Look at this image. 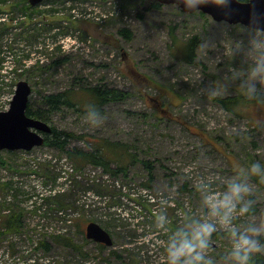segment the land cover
<instances>
[{"label": "rangeland", "instance_id": "374dc122", "mask_svg": "<svg viewBox=\"0 0 264 264\" xmlns=\"http://www.w3.org/2000/svg\"><path fill=\"white\" fill-rule=\"evenodd\" d=\"M6 1L0 6L4 11L2 22L17 28L8 37L19 42L16 34L23 36L20 42L26 44V58L31 62L16 64L20 70L8 69L0 75V112L10 108L16 88L13 84L27 81L32 88L30 104L34 110L45 112L49 120L44 122L74 135L68 151L90 150L86 139L92 137L129 146L130 154L153 164L155 178L153 189L145 191L140 185L146 177L141 165L129 168V179H116L102 177L103 169L92 165L77 169L58 147L43 146L24 151L21 156L2 151L1 155L14 166H0V183L6 185L3 193L24 213L25 226L19 234L0 235V264H124L131 259L113 257L105 261L104 256L130 247H134L132 259L138 255L141 264H164L161 257L166 236L152 222L138 232L142 236L125 232L114 237L111 214L123 212L125 219L119 225H127L147 212L136 202L125 197L112 199L110 195L102 198L95 191L91 201L82 184H75V188L70 183L64 187L62 184L68 178L93 186V180L102 178L122 194L149 195L158 203L161 194L170 195V207L179 208L173 213L178 220L180 212L198 203L196 178L212 175L219 181L256 159L264 160V103L250 100L241 105L236 115L227 111L221 101L240 93L239 81L233 80L215 94L209 92L214 83L226 80L233 68L246 67V59L252 58L247 53L250 41L264 31L217 22L202 12H184L177 5L164 4L154 9L149 0H50L28 13L35 16L33 20L24 15L25 11L12 19L17 0ZM124 28L131 31V40L121 34ZM190 42L191 58H180L184 44ZM22 46L18 44L16 48ZM61 60L64 62L56 63ZM18 73L23 75L19 77ZM95 86L131 94L104 107L98 104L103 114L100 126L91 125L86 118V106L92 103L87 89ZM70 90L86 91L82 104L51 111L43 102L45 96ZM72 97L80 98L77 93ZM122 145L116 150H121ZM125 155L129 156L128 152ZM47 165L51 173L45 170ZM117 165L116 161L110 164L112 168ZM57 175L60 187L53 184ZM185 180L191 195L179 191ZM123 183L127 186L119 191ZM251 183L257 200L255 215L264 218V182L253 177ZM118 200L122 207H109ZM2 204L6 206L7 202ZM147 214L149 220H154ZM91 222L113 235V246H106L108 249L101 255L97 244L84 237ZM58 236L64 240L55 239ZM219 236L214 239L211 254L221 257L228 242L223 232ZM143 239L147 246L140 251L137 247ZM258 253L264 255V251Z\"/></svg>", "mask_w": 264, "mask_h": 264}, {"label": "clouds", "instance_id": "9594fccd", "mask_svg": "<svg viewBox=\"0 0 264 264\" xmlns=\"http://www.w3.org/2000/svg\"><path fill=\"white\" fill-rule=\"evenodd\" d=\"M182 2L186 9L198 12L207 0ZM247 53L252 58L246 59V67L233 68L226 80L213 84L210 94L235 80L249 100L264 103V34L253 37ZM86 118L93 126L103 123L95 103L86 106ZM253 177L264 182V160L256 159L219 181L212 175L199 176L194 180L198 203L180 212L174 226L168 213L172 197L161 194L154 224L166 236L161 257L164 264H251L253 254L264 251V218L255 215ZM220 232L226 235L228 248L218 257L211 252Z\"/></svg>", "mask_w": 264, "mask_h": 264}, {"label": "trees", "instance_id": "16d2710c", "mask_svg": "<svg viewBox=\"0 0 264 264\" xmlns=\"http://www.w3.org/2000/svg\"><path fill=\"white\" fill-rule=\"evenodd\" d=\"M49 1L50 0L44 1V2H49ZM149 1L151 3V8L158 9L163 6V4L155 2L154 0H149ZM241 1H248V0H241ZM7 2L8 1L6 0H0V6L5 5ZM34 10H35L34 7L29 6L28 0H19V1L17 0V2L14 3L13 5L12 19L13 17H17L20 11H23V12L25 11L24 15L30 16V14L28 13L33 12ZM2 13H4V11L0 10V75L1 76L3 75V72L8 69H11L12 71H15V72L20 70V68L16 66V64L22 63V60L17 59L20 56V54H23L24 59H29V58H26V57H29L27 55L28 53L25 54L26 44H24L23 42H20L23 36L16 34V37L19 38V42H16L14 41L15 39L8 37L10 35V31L17 29V28L15 27L10 28L6 26V23L2 22L4 19L2 18L3 17ZM40 13L44 14L45 12H39V14ZM33 17L35 16H30L32 20H33ZM35 30H38V32H40V31H43V28L40 29L38 27H35ZM28 31L33 32V30H30V29H28ZM121 34L128 40L132 39V33L129 29H125V28L121 29ZM36 37L37 36L35 35V38ZM40 39L41 38L39 37L38 42L40 41ZM18 44L19 45L22 44L23 46L18 49L16 48ZM192 47H193V42L184 44L182 48V55L180 56V58H182L183 55L185 57L182 59H185L186 57L191 58L192 52H193ZM10 57H13V58L8 60V58ZM62 62L64 61L61 60L56 63L60 64ZM17 75L20 77L23 74L18 73ZM141 78L144 80L143 76H141ZM14 82H16V80ZM15 86H16V83L13 84V87ZM1 90L3 89L0 88V91ZM85 92H86L85 90H78L75 92L73 90H70V91L62 92L56 95H48L44 97L43 102L46 106L47 105L49 106L51 111H58L63 106L74 107L76 105L82 104L81 99L83 97V93ZM73 93H77L78 97L80 96V98L77 100H74L72 97ZM87 95L91 96L92 103H95L96 105L99 104L103 107L108 102L125 100L127 97L131 96L129 91L122 92V91H116V90H109V89L101 88L99 86H95L94 89H91V90L87 89ZM250 102L251 101L246 97V95L241 90L237 96L227 97L226 99L222 100L221 105L227 111H230L231 113L238 115L239 114L238 109H241L242 107L241 105L244 103L249 104ZM27 115L30 117H34L36 119H41L43 121L49 120L47 119L45 112L43 113L40 110L39 111L34 110L31 104H29ZM52 129H53L52 134L45 136L46 144L44 146L58 147L63 153L67 155V158L72 161V163L76 166L77 169L80 168V170L81 169L85 170L88 167V165H92L94 167H99L97 169H101V168L103 169L105 174H103L102 177H107V178L112 177L116 179L118 177H123L125 179H129V168L131 166L141 165L143 169L145 170L146 177H144L145 180L141 182L140 185L145 191L153 189L152 184L155 178V171H154L153 164L147 160H142L137 154H132V153L130 154L129 152L132 149L129 146L125 148V146H123L122 144L110 143L107 140L99 141L97 139H93L92 137L91 140L86 139V141L89 142L91 145L90 150H85L84 148H82L80 150L73 149L71 151H68L67 145L69 144V140H71V136H74V135L71 133H67L66 131H62V130L59 131L56 127H52ZM121 145L123 148L121 150H116V149H119V146ZM1 152H0V166L4 167L5 169L7 168L14 169V166L10 164L7 161V159H5V157L2 156L3 154ZM5 152L7 151L5 150ZM23 152L24 151H11L9 153L10 154L19 153L20 154L19 156H21ZM126 152H128L129 156L128 155L123 156L124 153ZM109 153L112 156H114V158H112ZM115 161L117 162L118 165L116 168H112L110 164ZM48 168L50 167L47 165L45 170L51 173ZM47 176H48V180L51 179V174H47ZM58 177L59 176L57 175L56 178H54L55 183L51 182L56 187H60L58 183ZM92 182L94 183L93 186H87V184L90 185L89 182L74 183L72 181H69L68 178H66V182L62 184V186L64 187V185H67L68 183H70L71 188H75V184H80V185L82 184L81 188L83 187L85 189V195L91 201H92V198L90 197H94L93 192L95 191L98 194V196L102 198H108V196L110 195L112 196V199L118 197L119 200H122V197H125L129 200H132L133 202H136L138 207H140L142 210L147 211V212L142 213V217H134L127 225H123L125 228L128 227L127 229L122 228L123 226L119 225V223L125 219L124 213L123 212L112 213L111 216L113 217L110 218V221L114 223V227H113L114 237L115 235H119L120 233H125V232L126 233L133 232L134 236H142L141 234H138V232L140 230H143L144 226L148 225L147 222H152L154 224V220L152 221L149 220L150 216L147 214L149 213L150 215L155 216V211L158 209L159 203L158 201H156L154 197H150L149 195L145 196L144 194H136L134 196H132L130 193L122 194V192H117L113 190L111 187L113 185H110L102 178L101 179L96 178V181L93 180ZM179 183H181V181H179ZM17 185H18V182H17ZM5 186L6 185L4 183L3 184L0 183V197L1 195H3V197H1L0 202H3V201L7 202L6 206L4 204L0 206V217L2 218V220H0V235H4V236L8 234L10 235L19 234L25 226L23 222L24 213L11 201V198L8 199L7 195H4L3 192H4ZM126 186L127 184L125 185V183H123L122 186H120L119 191H123V189ZM179 191L181 194L191 195L192 191L189 189V183L187 180H185L183 184L181 183ZM43 196L45 195H42V197ZM119 200L116 202H111L109 204V207L114 208V209L115 207H117L118 209L122 207V204L119 202ZM168 210H169V216L172 221V226H174L177 219L173 213L179 210V208H176L174 206L173 207L169 206ZM7 211L8 213H6ZM255 213H256V209H255ZM132 226L134 227L133 229L129 228ZM84 237H85V240L87 241L88 239L86 238V233ZM219 237L220 236L218 233L215 235L214 239H218ZM56 238L57 239L61 238L62 240H64L62 236L55 237V239ZM145 241L146 240L144 239L140 241L141 244L137 247L140 251L145 250L147 246L145 244L146 243ZM60 243H63V242H60ZM40 244L42 245V242ZM65 244L68 245V243H65ZM97 248L99 250L100 255L101 253H104L106 249H108L106 245L104 244H97ZM74 250H76V248ZM133 251H134V247L126 248L122 250V253L118 252L117 250H112L109 252L108 255H105L104 258H105V261H108L109 259H113V257L117 260H126V257H129L131 259L130 262L124 263V264H141L142 261L137 259L138 255H136L135 258L132 259ZM83 257H86V255H83ZM251 264H264V255L260 253L253 254Z\"/></svg>", "mask_w": 264, "mask_h": 264}, {"label": "water", "instance_id": "95a60500", "mask_svg": "<svg viewBox=\"0 0 264 264\" xmlns=\"http://www.w3.org/2000/svg\"><path fill=\"white\" fill-rule=\"evenodd\" d=\"M48 0H29L36 7ZM165 5L180 6L184 12H192L185 8L182 0H154ZM209 15L217 22L226 21L230 24H241L252 29L264 31V0H207L200 5L199 11ZM32 88L27 81H19L7 111L0 112V152L31 151L46 144V135L53 132L52 126L43 120L27 115ZM86 238L96 244L113 246L112 234L96 222L86 228Z\"/></svg>", "mask_w": 264, "mask_h": 264}, {"label": "built area", "instance_id": "2783aa9c", "mask_svg": "<svg viewBox=\"0 0 264 264\" xmlns=\"http://www.w3.org/2000/svg\"><path fill=\"white\" fill-rule=\"evenodd\" d=\"M23 54H21L19 57H18V59H20V60H22V62L23 63H26V62H28V61H30L31 62V60H28V59H24L23 57ZM11 59L13 58V57H10ZM10 58H8V60H10ZM15 63V62H14ZM19 64V63H18ZM12 66V65H11ZM5 72V71H4ZM14 74V73H13Z\"/></svg>", "mask_w": 264, "mask_h": 264}, {"label": "flooded vegetation", "instance_id": "af4514ba", "mask_svg": "<svg viewBox=\"0 0 264 264\" xmlns=\"http://www.w3.org/2000/svg\"><path fill=\"white\" fill-rule=\"evenodd\" d=\"M150 100L156 101L154 98H150ZM150 102H151V101H150ZM156 102H157V101H156ZM151 104H155V103L151 102ZM157 104H158V102H157ZM158 106H159V104H158Z\"/></svg>", "mask_w": 264, "mask_h": 264}, {"label": "bare ground", "instance_id": "6f19581e", "mask_svg": "<svg viewBox=\"0 0 264 264\" xmlns=\"http://www.w3.org/2000/svg\"><path fill=\"white\" fill-rule=\"evenodd\" d=\"M80 179V178H79ZM30 210V209H29ZM26 234V233H25ZM23 238V237H22ZM16 239V238H15ZM24 239V238H23ZM41 241V240H40ZM42 250V249H41ZM30 252V251H29ZM30 255V254H29ZM38 257V256H37ZM6 258V257H5Z\"/></svg>", "mask_w": 264, "mask_h": 264}]
</instances>
